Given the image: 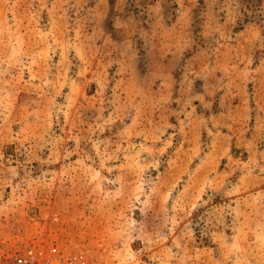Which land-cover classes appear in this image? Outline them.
<instances>
[{
	"label": "rangeland",
	"instance_id": "374dc122",
	"mask_svg": "<svg viewBox=\"0 0 264 264\" xmlns=\"http://www.w3.org/2000/svg\"><path fill=\"white\" fill-rule=\"evenodd\" d=\"M52 244L264 264V0H0V260Z\"/></svg>",
	"mask_w": 264,
	"mask_h": 264
},
{
	"label": "built area",
	"instance_id": "2783aa9c",
	"mask_svg": "<svg viewBox=\"0 0 264 264\" xmlns=\"http://www.w3.org/2000/svg\"><path fill=\"white\" fill-rule=\"evenodd\" d=\"M1 261V260H0ZM54 261L62 262V257L59 254L58 248L55 244H52L49 248V252L46 256L42 253L36 252L35 248L28 247L18 254H14L9 261L0 262V264H53ZM64 264H84L83 262H77L76 259L65 260Z\"/></svg>",
	"mask_w": 264,
	"mask_h": 264
}]
</instances>
